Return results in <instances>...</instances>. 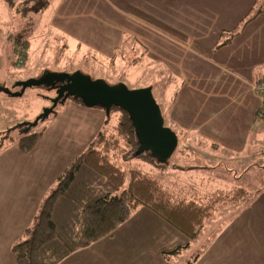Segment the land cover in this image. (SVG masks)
<instances>
[{
	"label": "crops",
	"instance_id": "0c3cea01",
	"mask_svg": "<svg viewBox=\"0 0 264 264\" xmlns=\"http://www.w3.org/2000/svg\"><path fill=\"white\" fill-rule=\"evenodd\" d=\"M48 1L43 11L28 12V17L38 18L31 31L33 38L40 34L45 42L49 37L54 41L61 38L67 54L71 51L85 57L89 51L99 59H125L130 74H141L142 78L143 68L151 67L157 72L147 84L157 86L159 92L174 93L167 121L178 136L179 146L171 163L178 167L187 163L191 170L177 183L166 178L162 170L150 175L175 200L205 204L215 199L223 205L230 196L237 199V191L248 184L240 183L239 176L230 179L227 157L245 156L250 143L264 140V122L256 119L260 100L251 90L264 77V51L254 47L261 43L255 32L244 37L245 30L242 34L234 31L264 18V9L249 18L262 1ZM55 4L56 12L47 15ZM213 99L215 102L209 103ZM224 112V117L209 125ZM107 118L101 108L66 103L44 127L42 138L28 155L34 163L21 164L10 157L0 164V264H16L13 246L25 239L41 204L63 172L103 132ZM49 141L68 148L65 153L58 150L60 161L55 160L56 152L43 147ZM16 146H5L0 157L10 152L21 155ZM235 223L225 220L213 234L206 223L200 236H206L207 244L190 264H225L221 262L225 251L233 246L239 251L251 242L254 246L250 250L260 257V235L250 225L240 229ZM209 231L212 236L207 238ZM194 242L141 207L112 237L76 251L60 264H169L167 258L175 257L171 253L182 249L183 254ZM242 249L239 254L245 264Z\"/></svg>",
	"mask_w": 264,
	"mask_h": 264
},
{
	"label": "rangeland",
	"instance_id": "374dc122",
	"mask_svg": "<svg viewBox=\"0 0 264 264\" xmlns=\"http://www.w3.org/2000/svg\"><path fill=\"white\" fill-rule=\"evenodd\" d=\"M13 1V5H9L7 0H0L1 87H4L16 93L21 90L20 88L16 87L17 83L32 79H40L47 72L64 73L69 75L74 74L75 72H81L82 74L92 78V80H103L110 85L123 83L130 90L152 88L154 90V98L157 104L160 106L162 114L165 118V126L174 131L173 127L167 121V116L170 109L169 107L171 105L174 93L159 92L156 90L157 86L147 84L150 78L155 77L154 75L157 71L152 70L153 68L151 67L145 66L143 68V70L145 69V74L143 73L144 78H142L141 74H130L128 65L129 62L125 59H99L95 58L94 54L89 51L87 52L89 53V55L85 57H82V55L80 54L72 55L71 51L67 54L66 48L64 47L61 38H58L54 41L49 37L47 39L49 41L47 42H45L46 38L42 37V34L39 35V38H33L34 33L32 34L31 31L34 30V20L38 18L35 17V15L28 17V11L31 7L35 6L34 3L36 0ZM261 1L260 5L258 6L259 8L254 9L250 13V19L258 16L259 12H261L260 10L264 9V0ZM57 9L58 4H55L51 9H49L47 15H52L53 12H56ZM246 24L247 23H244V25L236 29L234 33L238 34L245 30V33L243 35L244 37L245 35L246 37H248L250 33L255 32L254 36L256 40L260 39L261 43L260 45L256 43L254 47L255 49H258L260 47L264 51V18H262L256 24H249L248 26ZM263 54L264 53H262L261 56ZM55 98L56 92L50 91L46 87L29 88L25 91L22 97H13L11 95L0 92V143L2 139L6 138V146L12 148V146L17 145L16 147H18L20 138L28 128V126H24V124L34 123L46 109L52 107V103ZM214 102V99L209 101V103ZM66 103L68 104L77 102L69 99ZM63 105H58L54 113L51 114L48 119L40 121L36 127L28 129V131L30 130L33 133H43L44 127L48 125L50 119H53L54 115H56L57 112L62 110ZM225 114L226 112H224L222 116L215 118L212 122L209 123V125L213 126L216 121L219 118L224 117ZM120 117L121 113H112L107 118L108 120L103 132L100 133L94 141H98L100 135H103V137H106V139L110 141L108 142L110 143V146H113V141H119V146H115L116 150H112L109 153V157L112 162H114L116 165H119L125 172H128L130 170H139L141 172L149 174H161V172L163 171V174L166 178H168L169 180H173L176 183L181 179L180 177H185L189 174L188 170L191 169L190 165L187 163L178 167L176 162L171 163L170 160L165 164V168H163L156 165V163L153 164L151 162H147L140 157L134 159L133 154L129 153V149L126 146L125 141L121 139L117 134L116 127L119 123ZM61 145V142L56 143L55 145L51 144L50 141L46 145H44L43 143L44 148H49L50 150L54 151V153L56 152V155L54 156L56 161H60V157L57 156V154L59 153L58 150L60 148L62 153H65L68 150V148H65ZM253 146H255L254 149L252 148ZM249 148V154L245 156H228V161L226 163V167L227 169H229L228 174L230 176V179H234L239 176L242 180L240 183L248 185H242V188H244V190L239 189L241 192H243L242 194L240 193V191H237L239 192L236 194L237 196L234 195L237 199H231L230 196L227 198V202H224L225 200L222 201L223 205H220V203L214 204L215 211L212 217L204 223V226L209 222V230L213 234L216 231L215 229L218 228V226L221 225L225 220H234L235 223L236 219H238L235 223V226L240 225V229H246L250 225L249 228H251L252 231H255L254 233H257V236L260 235L258 244L260 246L261 253L259 257L257 252L253 253L252 250H250L254 246L252 242H248L249 244L247 245V247L243 245L240 249L243 248L242 250L245 251V264H264L263 138L258 144L256 142L250 143ZM28 155H20L16 152H10L5 155V158L0 157V164L4 162L7 163L10 157H13L16 162H19L21 164L34 163L35 161H33V156L29 157ZM50 155L53 156L52 153H50ZM173 157H175V154L173 155ZM162 168L163 170L160 172L159 170H161ZM183 181L186 182L187 178ZM229 183L231 184L230 180ZM244 192H248V194H245ZM238 199H240L241 202ZM173 200L175 199L173 198ZM175 201L192 202L187 200ZM237 202L240 203L238 204ZM218 221H220V224H218ZM9 222L14 223V220L9 219ZM210 231L208 232L209 234L207 238L212 236L210 234ZM182 236L185 237L188 242L190 241V239L186 236ZM205 238L206 236H199V240L197 242L193 241V246L189 251L177 257H168L167 261L169 260V264L192 263L193 259L196 260L198 255L201 254V248H203L205 244H207ZM240 249L238 251L237 247L233 246L232 249L230 248L229 250L225 251L221 262L225 264H244L239 254L241 253ZM248 253L250 254V258H248Z\"/></svg>",
	"mask_w": 264,
	"mask_h": 264
},
{
	"label": "trees",
	"instance_id": "16d2710c",
	"mask_svg": "<svg viewBox=\"0 0 264 264\" xmlns=\"http://www.w3.org/2000/svg\"><path fill=\"white\" fill-rule=\"evenodd\" d=\"M7 1L13 5V0ZM48 2L36 0L28 12L39 13L47 8ZM74 101L84 106L81 101ZM115 112L121 113L117 134L137 159L139 144L134 126L127 113L113 108L111 114ZM42 136L41 132H25L19 140L20 152L30 154ZM108 142L100 135L63 172L41 204L34 225L25 231V239L13 246L16 264H60L76 251L112 237L141 207L191 241L199 238L204 223L215 211L214 204L219 201L212 199L199 204L173 200L157 178L139 170L125 172L112 162L109 153L116 150L119 141H113V146ZM6 144V138L2 139L0 151ZM140 158L165 168V164H158L149 155ZM181 250L170 256H179Z\"/></svg>",
	"mask_w": 264,
	"mask_h": 264
},
{
	"label": "water",
	"instance_id": "95a60500",
	"mask_svg": "<svg viewBox=\"0 0 264 264\" xmlns=\"http://www.w3.org/2000/svg\"><path fill=\"white\" fill-rule=\"evenodd\" d=\"M19 92H12L0 86V92L13 97H22L33 87H46L56 92L52 107L46 109L34 123L24 124L28 129L36 127L54 113L58 105L69 99L79 100L89 109L101 108L109 117L113 108L128 114L137 137L139 148L137 157L149 155L158 164L168 163L179 146L177 134L165 126L164 116L157 104L152 88L130 90L125 84L110 85L103 80H92L81 72L74 74L45 73L40 79H32L16 84Z\"/></svg>",
	"mask_w": 264,
	"mask_h": 264
},
{
	"label": "built area",
	"instance_id": "2783aa9c",
	"mask_svg": "<svg viewBox=\"0 0 264 264\" xmlns=\"http://www.w3.org/2000/svg\"><path fill=\"white\" fill-rule=\"evenodd\" d=\"M253 94L260 100V108L256 119L264 122V77L258 79L251 87Z\"/></svg>",
	"mask_w": 264,
	"mask_h": 264
}]
</instances>
